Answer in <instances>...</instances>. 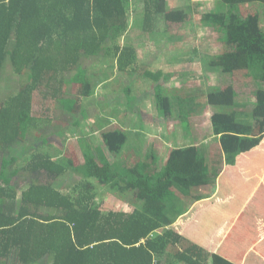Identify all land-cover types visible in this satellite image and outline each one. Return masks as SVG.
Instances as JSON below:
<instances>
[{"label":"trees","instance_id":"trees-1","mask_svg":"<svg viewBox=\"0 0 264 264\" xmlns=\"http://www.w3.org/2000/svg\"><path fill=\"white\" fill-rule=\"evenodd\" d=\"M216 5V11L202 16L199 23L217 33L227 49L211 57L207 68L230 75L231 84L199 87L186 95L185 90L179 97L187 119L194 116L201 98L213 107L209 121L216 148L209 154L197 145L174 148L162 162L154 151L142 155V144L131 143L125 129L112 127L101 133L112 137L99 147L91 138L81 139L84 165L77 161L80 165L71 172L50 153L56 136L50 129L58 131L60 124L55 104L63 105L70 85H79L74 99L81 102L77 95L90 97L89 90L100 86V81L93 83L89 77L85 81L87 67L114 61L120 73L133 75L139 67L138 51L123 45V40L137 28L155 35L159 23L165 24V34L177 35L175 29H185L189 14L169 11L167 0H0V86L7 81L9 87L13 80L15 85L4 89L6 100L0 99V264H158L157 260L161 264L170 245L183 247L180 256L185 264H214L211 254L172 228V220L186 215L187 208L180 207L183 199L195 197L201 187L218 186L220 180L222 194L227 190L225 213L229 214L234 190L221 174L230 170L239 191L244 175L238 162L264 142V90L255 91L251 114L255 123L243 121L248 104L239 101L242 89L254 86V81L246 80L249 75L264 84V0H218ZM146 74L156 82L173 75ZM110 77L105 78L111 81ZM154 90L158 111L172 116L173 96L161 84ZM126 92L129 108L140 106L132 89ZM36 94L43 98L41 106L54 110L36 115ZM85 107L77 103L73 112ZM185 128L189 129L187 123ZM106 147L119 152L114 163ZM72 148L66 152H73ZM214 151L219 160L209 173L206 163ZM59 180L75 181L70 196L53 186ZM23 182L28 188L24 191ZM241 190L253 195L251 185L244 184ZM111 191L134 194L144 205L132 213L106 214L100 204ZM257 197L263 202L262 195ZM201 200L200 190L197 201ZM255 207L251 203L250 209ZM231 209L236 216V207ZM162 229L165 232L158 233Z\"/></svg>","mask_w":264,"mask_h":264},{"label":"rangeland","instance_id":"rangeland-1","mask_svg":"<svg viewBox=\"0 0 264 264\" xmlns=\"http://www.w3.org/2000/svg\"><path fill=\"white\" fill-rule=\"evenodd\" d=\"M217 2L218 0H167V9L169 11L185 10L186 13L189 14L187 18L188 23L185 29H175L174 32L178 34L169 35L165 34V24L159 23L157 28V32L159 33H155V35H145L143 33V30L139 28H135V31L132 30L131 32H134L129 35V38L126 41L123 40L122 43L123 45L133 46L138 51L139 67L138 70H136L137 72L134 71L133 75H124L118 72L116 66L117 64H115L114 61H108L104 66H97L96 64L87 67V69H90V72H83L85 74L87 73L86 75H83V77H85V81L91 78L93 83H98V81H100V86L95 87V89L89 90V94L91 97L89 99H86L83 95H77V97L82 99L81 102L77 101V98L74 99L78 92L79 85H70L68 89L69 93L67 94L68 96H66L67 98L63 102V105L59 103L55 104V109L57 110V124L58 122H61L58 127L56 126L57 129L61 130L63 127H65L66 122L63 123L64 121H67L66 126H68L74 124L78 121V119H80L79 121H81L82 126L80 131H82L83 136H85V133L89 135L90 133H102L103 130L112 127L125 129V134L128 138H130V142L134 145L137 146V143L142 140L141 147L145 150V152H142V155L144 156L153 151L155 153L162 151V154H170L171 150L174 148H191L194 145L202 148L206 147L208 149V152L207 150L203 149L202 155L203 152L204 155H206V152L209 154L211 149L214 150L216 148V143L212 134V126L209 121L212 114L214 113L213 107L207 105L206 98H201V100L199 101V105H197L194 109V116L188 118L190 119V121H188L186 116L182 115L179 97L183 95L185 90L186 95L187 93H190L189 91H191L192 89H197L199 87H221L223 85L229 86L231 84L230 75L225 74L222 70H219V68H207L210 58L222 55L226 52L227 48L223 43L219 42V35L217 33H215L213 30L204 28L199 23V19L202 16L213 14L216 11ZM138 9L139 15L142 16L144 6L140 5L138 6ZM132 16H134L133 22H135L137 13L133 14ZM191 58L196 60L195 63L185 62ZM158 71H162L164 74L171 73L173 75L169 80L163 78L159 82L146 77V72L157 73ZM8 72L10 73L12 71ZM101 75H103V77H101ZM105 77H107L108 79L110 77L112 78V80L109 81L110 79L108 80ZM251 77H253V75H251ZM251 77L249 75L246 80L254 81L252 83L254 86L248 88L244 87L242 89L241 96L239 97V101L248 104L246 106L248 108H246V112L243 115V121L247 120L255 123V120H253L251 116L252 111L256 107L257 101L255 91L258 89L264 90V84H261L259 80L256 81V79ZM113 80L115 81L112 82ZM13 82L14 80L10 82L9 87L7 86V81L2 83V85L0 86V99L6 100L5 97L7 96L4 89L9 88L10 90L14 88L15 85L13 84ZM102 82H107V85L105 86V84H103ZM159 84L162 85V88L165 89L168 94H171L173 96L171 106L174 109L173 115L170 116L171 118L166 117L165 113L163 114L158 111L154 87ZM129 88H131L133 91L132 96L135 99L139 98V108L134 107L133 110L129 108L127 104L129 102L127 101L128 97L126 92ZM42 99L43 98L38 94L35 95L34 108L35 113L38 116L46 114L48 110H54V108H48L47 104L41 106V104L44 103ZM47 103H51V101H48ZM77 103H81V105L84 104L86 108L82 110V112L76 110L75 112H73V108ZM96 104L98 107H102V109H95L94 107ZM189 110L192 111L191 109ZM138 114H142V117L140 118ZM108 123L111 124L108 125ZM185 123L188 124L189 129L185 128ZM50 131L56 133L54 128H51ZM77 133L78 134L75 135L70 130H68L64 134H69L71 140L75 143L76 146L79 147V151L72 148L73 152L70 153L66 152L69 147L66 149L64 156H71L72 159H68V157L62 158L63 156L60 157V162L64 167L74 169L70 160H72L73 162L79 161V154L81 153V151H83L82 146L80 148V142L82 138H80V132ZM125 134H123V136H125ZM75 136L78 138H75ZM98 136H100V138L96 137L91 139V142H94L96 146L103 144L102 141H106L107 138L112 137L108 133H106L104 136L102 134H99ZM56 138L57 137H55L54 140ZM87 145H90V141H87ZM68 146H70V144H68ZM42 149L43 148L39 149V151L44 152ZM104 149L107 153L110 150L109 147H106ZM45 151L49 152V150L47 149H45ZM54 152H56V155H58L57 153L61 151H58V149H55V151H50L51 154H55ZM110 155H114V157ZM110 155L109 156L112 157L111 159L113 162V159H118L120 154L119 152L114 154L110 151ZM204 155L203 157H205ZM212 155L214 156L211 157L213 159H209V161L206 163V171L208 170L209 173L211 166L216 165L217 160H219L215 155V151ZM161 158L162 162H165V160H167L166 157L161 156ZM240 167L241 168L238 169V171L244 176L241 175L243 180H240L239 187H243L244 184L247 185L250 183H253L254 185H260L264 182L262 180V177H259L263 176L262 173L264 172L262 171L260 173L259 166H257L255 169L254 163H251L250 160H243ZM242 169L243 173L241 172ZM146 171L149 170H143V172ZM226 171L227 170H225V172ZM245 171L258 175L247 178L248 174H246ZM195 178L199 179L200 176H196ZM214 179L215 178H212L213 181H215ZM225 182L229 187L231 186V188H233V195H240V192L242 193L243 197L245 195H248L245 192L243 193V190L241 189H239L238 191L235 178H232L231 180L230 178H228V180ZM209 184L212 185V182H210ZM200 190L202 191V200L205 199V197L210 200L212 199V202L215 200V198H208L213 195L212 190H215V187H201L199 189V192ZM111 192L112 193L104 196V202L106 204L104 210L106 211V214L111 212L130 213L132 212V208L136 210L138 208H141V206L143 207L144 205V202H142L141 199H137L134 194L124 191ZM196 192L197 194H195V197L189 200L183 199V202H181L182 206L180 205V207H183V209L187 208L186 216L182 217V219L186 218L188 215H190V218H194V216L192 215L196 216V213L200 211V208H198L199 206L195 209L194 212H192L191 210L193 204L196 203L199 196L198 190ZM234 201L236 203H232L231 208L233 206H237L241 207L240 209H242L245 205H242L239 196H237ZM99 202L101 203L102 201L99 199ZM227 209H229V207H227ZM196 218L197 224L193 228L194 230H198L199 227L203 224V221L212 226L210 219L201 217ZM185 221L182 220V222ZM172 222L173 226H177V229L180 228L179 222L181 221L173 219ZM219 223L220 221H218V224ZM43 264L46 263L43 262ZM248 264L251 263L248 262Z\"/></svg>","mask_w":264,"mask_h":264},{"label":"crops","instance_id":"crops-1","mask_svg":"<svg viewBox=\"0 0 264 264\" xmlns=\"http://www.w3.org/2000/svg\"><path fill=\"white\" fill-rule=\"evenodd\" d=\"M117 70L119 72L118 67ZM85 98L89 99L91 97H85ZM97 104L95 105L94 108L98 110L102 109V107H98ZM138 115L140 116V118L142 117L141 114ZM79 120L80 119H78V121L75 122L74 124L68 126H66L67 121H64L63 123L66 122V125L61 129L63 130V132H60L61 131L60 129L58 130L59 132L55 130V132L57 133L55 137L57 138L55 140L54 139L51 140L50 145L52 146V151H55V149L61 151L57 153L58 155H56V152H54L55 154H53L54 156H57L55 157V160L59 162L60 165H62V163L60 162L61 161L60 157L63 156L62 158L68 157V159H72L71 156H64L66 149L69 147L68 144H70L71 147H73L75 150L79 151V147L76 146L75 143L71 140L70 135L69 134L64 135L68 130H70L75 135L78 134L77 132H80V138H82L84 141L87 138L93 139L96 137L100 138L101 136V135L98 136L101 133H95V134L90 133V135L85 133V136H83L82 131H80L82 126H81V121ZM110 124L111 123H108V125ZM107 129L103 131H108ZM75 138L78 137L75 136ZM56 142H58V144ZM53 143H56V145H53ZM140 144H142V140L140 141ZM136 147H138V144ZM80 148H81V144H80ZM82 152H84V150L81 151V153L79 154V161L81 165H84V157L82 156L83 155ZM142 152H145V150L142 149ZM108 154L110 155L109 151ZM157 154H158V158H161L162 156L168 159L169 157V154H162V151L157 152ZM110 156L114 157V155H110ZM110 156L109 159L112 161L111 159L112 157ZM116 160H117L116 158L115 160L113 159V163ZM243 160L245 161L250 160L251 163H254L255 169L257 166H259L260 173L262 171L264 172V142L255 151L250 152L248 153V155L243 157L242 161ZM166 161L167 160H165V162ZM70 162L72 163L74 169L69 168V170L71 172H75V170L80 165V163L77 166V163L75 161L73 162L72 160H70ZM240 165H241V161L238 162L237 165L238 169L241 168ZM225 170L227 171L225 172ZM241 172L243 173V169L241 170ZM246 172L249 178L253 177L254 175H258L255 173H248V171ZM262 174L263 176H259V177H262V180L264 181V173ZM221 177L223 178L224 181H227L228 178H230L231 180L232 172L227 168H225L221 174ZM24 185L25 184L23 182V186H21L22 191L28 189L27 186ZM248 185H251V187L253 188V195L249 194L243 197L242 193H240V195L232 196L233 198V200H231L232 203H236L234 199L237 196H239L240 201L244 202L242 205L245 204L242 209H240L241 207L235 206L236 211L238 212L236 216L232 215V209H230L231 211L228 212L229 214L225 213V207L229 200L225 201L227 190L223 195L222 184L220 180V183H218V186L215 187V190H212L213 195L208 197L213 199L215 198V200L212 202V199L210 200L205 197V199L201 201H197L196 203L193 204V207L191 208L192 212H194L195 209L199 206L198 208H200V211L196 213V216L192 215L194 216V218H190L189 217L190 215H188L184 219L180 217L179 219H177L181 221L179 222L180 228L177 229V226H172V228L177 230L178 233H180L182 236L187 238L189 241L203 248L204 250L207 251V253L211 254L213 257L214 264H248V262H250L251 264H264V182L261 183L260 185H254L253 183H250ZM53 186L58 191H61L62 194H66L68 196H70V194L73 193L74 188H76L75 181L72 182L68 181L67 183H63L61 182V180H59L58 182H54ZM242 188L243 187H241L240 189ZM99 191L102 192L103 189L99 188ZM261 195L263 196L262 198L263 202H260V199L257 197ZM253 202L254 205L256 206L255 210L250 209V205ZM199 204H201L202 206ZM100 205H104L105 207L106 204L104 202ZM45 211L46 209L44 210V212ZM133 211L134 209L132 208V212ZM56 213L57 212L55 211V213H52V215H56ZM122 213H127V212H122ZM196 217L210 219L212 226L208 225L207 222L203 221L202 222L203 224L199 227V229L194 230L193 228L197 224ZM182 220L184 221L186 220V221L182 222ZM218 221H220L219 224ZM165 230L162 229L158 233L163 234ZM183 251H184L183 247L178 246L173 248L172 245L168 246L164 255L161 257V264H185L184 262H182L180 256V254L183 253ZM158 261L159 260L155 262L159 264Z\"/></svg>","mask_w":264,"mask_h":264}]
</instances>
